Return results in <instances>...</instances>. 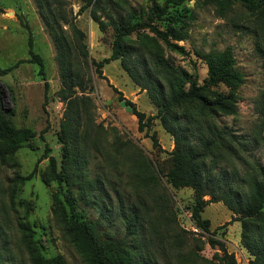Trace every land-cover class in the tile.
<instances>
[{
  "label": "rangeland",
  "instance_id": "1",
  "mask_svg": "<svg viewBox=\"0 0 264 264\" xmlns=\"http://www.w3.org/2000/svg\"><path fill=\"white\" fill-rule=\"evenodd\" d=\"M105 1L111 3L108 7L113 8L116 16L129 14L133 23L143 24L150 21L148 13L155 3L164 6L166 2ZM47 2L56 12L58 20H62L59 15L65 16L86 35L88 59L83 60L72 53L70 63L73 69L81 73L84 94L92 98L95 106L91 114L93 122L99 126L100 132L95 140L100 151L95 146L91 148L85 172L90 182L100 178L102 185L90 193L88 202L82 199L78 188H74L76 209L72 211L65 205L66 216L60 211L56 213L55 199L64 201L67 194L66 185L52 179L49 167L51 157L56 159L58 170L64 159L63 143L59 136L66 101L59 95L63 78L59 49L42 17V13L47 14V11L45 7L40 8L39 0H0V71L11 68L7 74L0 76V99L3 110L15 128H28L36 133L33 139L18 149L14 158L0 157V224L4 230L0 235V251L3 264H30L26 247H31L46 260L61 256L66 264H87L65 230L71 215L74 213L78 219L97 221L101 233L121 239L126 234L121 211L123 209L131 216L133 205L139 207L141 214H148L159 223V234L166 235L169 230L172 241L175 239L174 243L181 249L178 252L173 246L172 250L170 245L163 246V250L158 248L159 237L151 238L145 227L144 240H150V249L160 264H222L221 251L209 245V234L198 228L193 219L194 191L191 188H173L164 176L171 167L170 152L174 149L172 136L164 130L159 119L153 121L149 132H140L137 118L118 100L113 88L136 103L137 109L147 116L156 115L157 108L147 93L131 81L120 61L105 64L102 76L91 64L92 59L99 62L110 57L114 40L112 26L101 31L89 10L79 13L82 0ZM230 8L232 10L228 15L233 12L239 24L250 25L248 17L241 19V5ZM217 9L216 0H185L180 6L169 4L167 13L155 17L151 24L159 30L185 32L186 40L169 38L172 44L182 47L184 53L173 51L165 42L157 39L149 28L140 29L131 38L136 40L137 34L145 32L152 39H157L165 56L175 65L185 68L191 78H197L200 84L206 80L207 65L196 52H220L231 47L236 69L244 75V83L235 90L237 114L218 116L216 122L232 130L233 134L250 139L261 117L257 104L264 92V62L255 52L251 29L236 27L234 20L220 17ZM59 30L68 40H72L71 27L63 20L62 30ZM31 50L41 58L43 66L32 59ZM218 90L229 91L225 86ZM153 133H156L159 142L156 148L150 137ZM116 135L142 150L143 158L137 164L141 174H130L135 171V163L128 153L117 154L113 150ZM248 144L247 159L264 167L263 136L257 144L253 141H248ZM149 164L153 169L150 167V173L144 176V171L138 167ZM239 168L241 175L245 176L248 169L243 166ZM230 182L235 186L240 184V190L245 192L243 183L235 178H230ZM101 187L104 191H101ZM205 199L208 200L209 196ZM160 214L162 221L158 219ZM232 216L233 213L222 202L209 204L202 213V217L210 221L214 238L226 244L237 263L253 264L254 257L241 243V222L231 221ZM136 224L138 234L131 241L143 243L142 230L147 223L137 220ZM23 226L26 230L22 229ZM5 247L7 251H4Z\"/></svg>",
  "mask_w": 264,
  "mask_h": 264
},
{
  "label": "trees",
  "instance_id": "2",
  "mask_svg": "<svg viewBox=\"0 0 264 264\" xmlns=\"http://www.w3.org/2000/svg\"><path fill=\"white\" fill-rule=\"evenodd\" d=\"M82 1L83 6L79 13L89 10L91 18L101 31H105L108 26H112L114 30L110 57L99 62L92 59L91 64L102 76V68L105 64L120 61L122 69L131 81L141 91L147 93L151 103L157 108L156 115L147 116L137 109L136 103L125 98L117 88H113L118 94V100L137 118L140 132L144 130L149 132L153 121L159 119L164 130L172 136L174 149L170 152L171 167L164 176L173 188H191L194 191L193 219L198 228L209 234V245L221 251L222 264L238 263L234 255L228 252L226 244L221 239L214 238V233L210 231V221L202 217L204 209L209 204L219 202L225 204L233 213L231 221L241 222V243L254 257L253 264H264V167L259 163L250 162L245 156L249 152L248 141L257 144L259 138L262 136L264 138V92L262 100L257 104L261 115L260 121L251 138L235 135L232 130H227L216 122L218 116L237 114L238 98L235 90L244 83V75L236 69L232 48L227 47L220 52H196L207 65L206 80L200 84L197 78H191L185 68L175 65L167 58L157 44L159 39L173 51L184 53L182 47L170 41L186 40L185 32L182 30L163 32L151 23L155 17L168 12L169 4L180 6L185 0H166L164 6L155 3L148 13L150 21L147 24L133 23L129 14L116 16L113 8L108 7L109 1ZM216 2L220 17L234 20L236 27L251 29L255 52L264 62V0H216ZM39 4L40 8H46L47 14L43 12L42 17L59 49V61L63 71L59 95L66 101V112L59 137L63 143L64 159L58 170L56 159L51 157L49 167L52 179L64 183L67 187L64 201L55 199L56 213L60 211L66 216L65 205L72 211L76 209L74 188H78L82 199L88 202L90 193L102 185L100 178L90 182L89 175L85 172L89 162L87 157L91 148L97 146L95 137L100 131L99 126L92 120L91 109L95 107L93 100L84 94L85 87L81 73L73 69L70 63L72 53L83 60L88 59L86 35L76 24L59 15L73 32L72 40H68L59 30L60 28L62 30V20H58L56 12L51 10L47 0H39ZM236 4L241 5L243 9L241 19L249 18V26L239 24L233 12L232 15H228L232 10L230 7ZM146 28H149L157 39H152L145 32L137 34L136 40L131 38L134 33ZM30 53L32 59L43 66L41 58L32 50ZM10 70L11 68L1 70L0 76ZM221 86L227 87L228 93L219 91ZM6 113L0 99V157L12 159L18 149L25 142L33 139L36 133L28 128H15ZM150 137L153 146L159 147L156 133ZM112 148L117 154L123 152L129 154L135 163V171H131L130 174L142 173L137 169V164L143 158L142 150L138 146L129 140L123 141L119 135H116ZM97 150L100 151V148L98 147ZM239 166L248 169L245 176L241 175ZM150 167L153 169L152 164L138 168L144 171L145 176L150 173L148 171ZM30 177L31 175L28 178ZM230 178L243 183L245 192L240 190V184L235 186V183L230 182ZM101 191H104L103 187ZM206 196H209L208 200L205 199ZM140 212L139 207L135 205L131 208V216L122 209L121 215L126 226V234L121 239L104 235L99 230L97 221L78 219L74 213L67 221L65 230L87 264H160L150 249L152 243L150 240H144L145 227L146 231L150 232L151 238L159 237L158 248L163 250V246L170 245L172 250L174 246V250L181 252L180 247L174 243L175 239L172 241L169 230L166 231V235L159 234L157 232V228L160 229L157 227L159 223L148 214ZM158 219L162 221L161 214ZM137 220H144L147 223L142 230L143 243L131 241L132 237L138 234ZM22 229L26 230L25 226ZM2 232L4 230L0 224L1 236ZM26 249L30 264H66L61 256L46 260L35 250H31V247ZM7 250L5 247L4 251ZM1 260L0 251V264H3Z\"/></svg>",
  "mask_w": 264,
  "mask_h": 264
}]
</instances>
